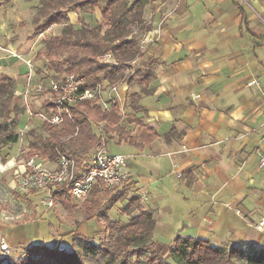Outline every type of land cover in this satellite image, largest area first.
I'll list each match as a JSON object with an SVG mask.
<instances>
[{"label":"crops","instance_id":"1","mask_svg":"<svg viewBox=\"0 0 264 264\" xmlns=\"http://www.w3.org/2000/svg\"><path fill=\"white\" fill-rule=\"evenodd\" d=\"M144 22L118 95L140 94L135 114L157 136L142 149L115 135L108 145L153 214L151 239L264 247V0H152ZM121 125L134 126L126 115Z\"/></svg>","mask_w":264,"mask_h":264},{"label":"trees","instance_id":"2","mask_svg":"<svg viewBox=\"0 0 264 264\" xmlns=\"http://www.w3.org/2000/svg\"><path fill=\"white\" fill-rule=\"evenodd\" d=\"M10 0H3L8 3ZM53 6V11L36 18L38 25L34 27L37 33L49 30L53 24H63L62 31L49 35L43 47L37 52L39 57L46 60L48 66L58 74L75 73L84 75L86 81L82 88L96 85L98 82L112 85L118 82L133 81L134 75L129 74L130 63L141 56L140 33L144 24V8L152 0H82L74 2L69 7L62 0H47ZM66 8H65V7ZM98 7L101 21L97 25L80 22V26L68 21V13L83 10L85 7ZM60 7H64L63 9ZM60 8V9H58ZM102 26L104 29L102 30ZM110 52L115 63H106L99 59L101 54ZM128 71V72H127ZM137 74V73H136ZM135 74V75H136ZM3 84L10 80L2 75ZM140 94L126 93L125 107L133 110L132 114H125L128 122L133 123L132 129L126 130L122 125L123 116L117 100H111L108 108H104L97 100H81L67 105L70 116L65 115L59 124L43 122L47 135H35L30 147L50 161L57 157V152H65L80 165L82 158L88 156L100 135H104L108 142L113 135L118 143L128 144L142 149L149 144L157 133L151 126H146L141 117L135 113L143 110L139 103ZM98 129V132L95 129ZM33 130L31 129L30 132ZM6 143L17 142L18 135L9 131L3 136ZM128 183L120 191H125ZM66 188H62L56 197L64 208L74 209L70 195ZM114 189L92 188L91 196L81 202V210L87 220L100 216L103 224L112 233L119 230L115 240L102 248L107 257L106 264H113L120 257L119 264H126V256L134 252L138 257L146 250L148 259L145 264H239L235 257L242 256L241 264H264V247L248 253L241 247L219 246L213 244L206 237H192L177 234L168 246L165 254L154 249L152 240L149 241L154 225L151 211L139 210L141 216H134L128 223L112 220L108 211L118 200ZM72 198V197H71ZM138 201L135 195L132 198ZM144 235H149V238ZM149 241V242H148ZM84 248L92 255H96L97 248L88 242ZM0 264H84L81 255L74 249L67 250L58 246L32 244L27 247L26 255L10 259L8 256L0 258Z\"/></svg>","mask_w":264,"mask_h":264},{"label":"rangeland","instance_id":"3","mask_svg":"<svg viewBox=\"0 0 264 264\" xmlns=\"http://www.w3.org/2000/svg\"><path fill=\"white\" fill-rule=\"evenodd\" d=\"M2 1L0 0V258L8 256L15 259L25 256L29 245L45 244L76 250L84 264H106L107 257L102 248L108 247L121 231L114 230L111 233L100 216L89 220L84 218L80 205L91 194L84 199L70 197L75 206L73 210L64 208L59 201H56L52 208H46L40 203L39 193L24 190L19 185L16 173L21 171L22 165L30 157L34 156L35 160L48 166L53 162L43 157L37 149L30 147L35 135H47L42 119L35 113L40 108L39 102L45 92L30 94L29 106L33 115L29 114L21 92L27 78L26 62L32 65L34 71L33 84L46 86L51 79L60 76L48 66L43 57L37 55V52L49 35L62 31L63 24H53L49 30L37 33L34 27L40 21L36 23V18L41 17L42 20L43 15L53 11V6L47 0H10L8 3ZM62 1L69 7L82 0ZM131 1L127 0V3ZM68 21L76 27H79L82 21L97 25L101 21V15L98 7L88 6L83 10L69 12ZM145 26L144 22L142 30ZM142 30H139L140 34ZM13 52L21 57L14 56ZM130 67L132 68L129 69V74L133 75L135 71L132 72V69L135 66L130 64ZM2 75H6L10 82L3 84ZM124 110L126 114V108ZM95 130L98 132L97 128ZM9 131L18 135L17 142L3 141V136ZM114 148L116 152L132 150L130 147ZM114 192L119 194L118 200L107 212L112 220L128 223L132 217L141 216L139 210H142L143 203L132 200L135 195L131 185L123 192L120 189ZM144 236L149 238V235ZM150 240L155 242L150 249L165 254L168 244L149 238ZM87 242L96 246V255L84 248ZM147 254L146 250L137 257L132 251L125 258L126 264H145ZM235 259L239 264L244 262L242 256L238 255ZM119 260L120 257H117L113 264H119Z\"/></svg>","mask_w":264,"mask_h":264},{"label":"built area","instance_id":"4","mask_svg":"<svg viewBox=\"0 0 264 264\" xmlns=\"http://www.w3.org/2000/svg\"><path fill=\"white\" fill-rule=\"evenodd\" d=\"M13 55L21 57L14 52ZM99 59L106 63H115L110 52L101 54ZM26 63L28 72L21 95L30 115H33L29 106L30 94L45 92L39 102L40 108L35 113L43 122L49 124L59 125L65 115L70 116L67 111L68 104L86 99L97 100L104 108H108L110 101L115 99L119 102L120 113L124 118V102L118 95V87L122 82L112 85L98 82L92 87L82 88L86 81L84 75L65 73L51 79L46 86L36 85L33 84L32 65ZM125 165L126 156L112 152L104 135H100L88 156L82 158L80 165L65 152L58 151L50 166L38 162L34 156L30 157L22 165L21 171L16 173V177L19 178L22 189L39 193L40 203L46 208H52L56 195L62 188H66L69 195L77 199H84L96 185L106 189H121L129 181V174L124 171ZM262 165L264 158L260 160V166ZM263 222L264 220L259 222L258 226Z\"/></svg>","mask_w":264,"mask_h":264}]
</instances>
